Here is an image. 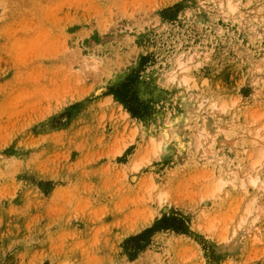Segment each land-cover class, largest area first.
Masks as SVG:
<instances>
[{
  "label": "rangeland",
  "instance_id": "rangeland-1",
  "mask_svg": "<svg viewBox=\"0 0 264 264\" xmlns=\"http://www.w3.org/2000/svg\"><path fill=\"white\" fill-rule=\"evenodd\" d=\"M258 129L264 0H0V264H264V211L229 235Z\"/></svg>",
  "mask_w": 264,
  "mask_h": 264
},
{
  "label": "bare ground",
  "instance_id": "bare-ground-1",
  "mask_svg": "<svg viewBox=\"0 0 264 264\" xmlns=\"http://www.w3.org/2000/svg\"><path fill=\"white\" fill-rule=\"evenodd\" d=\"M227 4H228V9L230 11L235 10V5H233L232 2L228 1ZM186 70H187V67L183 63H181L178 59L176 71L184 72ZM176 71H173L170 74H166V75L161 76L160 82L162 84H165L168 82H173L176 78V76H175ZM177 83H179L181 86H183L188 94H192V98H193L194 91H192V89L188 88V85H189V79L188 78L184 77V78L180 79ZM194 97H196L195 94H194ZM183 98L180 100L179 106L181 109L184 110V113H182L178 117L176 116L173 120L170 119V121L168 123L169 124L168 126L171 127V130L175 136V140L178 142L179 146L182 145L181 140H180L181 136L179 137V133L183 129L182 123H184V122H182V121L184 120V116H185V113L187 111L186 109L192 108V105H191L192 103L191 102H190L191 104L186 103ZM188 102H189V100H188ZM204 103L205 102L202 101L199 105L201 106ZM224 107H225V105H223L222 107L219 108L216 106V104L211 103L208 106L209 111H207L204 115V118L202 121V128L200 130H197V132H196L195 138H196V142H197L198 153L201 156H203L207 159H210V160L212 158V155H211V150H210L209 146L212 143L221 144L223 142L222 135L219 134L220 131L218 129H216L217 131H215V128H214L215 127V124H214L215 121H213L214 120L213 118L216 115L220 114V110L223 111ZM125 116H127V114H125ZM251 125H253V122L250 124V126ZM215 132H217V133H215ZM161 133H162V140L164 141V138L167 136V133L165 130L162 131ZM162 142L159 143L158 145H156L154 143L155 144L154 145L153 141H152V143H151L152 144V152L154 154L157 153L156 151L158 149L161 150L164 148V146H162ZM252 142L255 143V145H259V147H260L258 149V150H260L258 153V157L256 156L257 159L255 158L254 162L252 164H250V168H248V170L245 172V174H244L245 179H241V181L238 184L236 183V181L234 179H231L229 182L232 184L233 188L234 187L237 188L239 186L238 188H240L242 190L244 195H246L249 192L248 190L250 187L251 189H256V191H259L261 196H262V195H264V177L263 176L260 177L258 172L264 170V136H261L259 134V129L256 131L255 135H253ZM163 144H164V142H163ZM256 154H257V151H256ZM223 184H224V182H221V181L214 184L213 188L211 189L210 194H214L216 191L220 190ZM255 194H256V192H255ZM252 197H253L252 201L254 203L255 196L252 195ZM158 200L159 201L162 200L161 195L158 196ZM251 205H253V204H249L250 208L247 207V209L246 208L244 209L243 212H245V210H246L245 214L239 217L238 222H237V227L235 228V230L232 233L229 234L230 236L236 235L237 230H241L243 228H246V230L248 231V233L246 232L247 234L251 233L254 229L256 231L258 230L256 222H257V220H259V217L261 216L262 212L264 211L263 210L264 208L261 207V204L259 205V207H261V208H258V206L253 207ZM231 219L232 218H230V220ZM212 228H213V225L208 227V230H212ZM226 228H227V226L224 228L225 230H224L222 237L220 239L221 242L225 243V244L228 243V240L230 237V236L229 237L227 236L228 234H227ZM254 238L255 239L257 238L256 235L254 236Z\"/></svg>",
  "mask_w": 264,
  "mask_h": 264
}]
</instances>
